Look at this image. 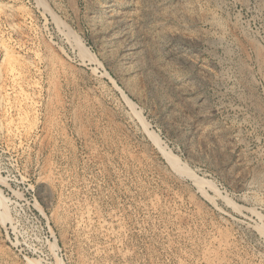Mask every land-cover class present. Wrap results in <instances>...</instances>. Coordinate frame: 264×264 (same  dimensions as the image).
<instances>
[{
  "label": "rangeland",
  "instance_id": "obj_1",
  "mask_svg": "<svg viewBox=\"0 0 264 264\" xmlns=\"http://www.w3.org/2000/svg\"><path fill=\"white\" fill-rule=\"evenodd\" d=\"M0 264H264V0H0Z\"/></svg>",
  "mask_w": 264,
  "mask_h": 264
},
{
  "label": "bare ground",
  "instance_id": "obj_2",
  "mask_svg": "<svg viewBox=\"0 0 264 264\" xmlns=\"http://www.w3.org/2000/svg\"><path fill=\"white\" fill-rule=\"evenodd\" d=\"M212 20V19H211ZM149 52V51H148Z\"/></svg>",
  "mask_w": 264,
  "mask_h": 264
}]
</instances>
